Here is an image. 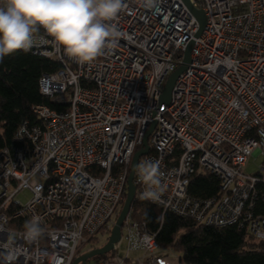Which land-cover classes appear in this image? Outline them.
I'll list each match as a JSON object with an SVG mask.
<instances>
[{"label":"built area","instance_id":"obj_1","mask_svg":"<svg viewBox=\"0 0 264 264\" xmlns=\"http://www.w3.org/2000/svg\"><path fill=\"white\" fill-rule=\"evenodd\" d=\"M190 2L207 18L199 36L184 0H123L111 23L126 36L91 62L74 59L40 28L43 41L29 52L60 63L40 77V90L64 109L34 106L16 144L0 150V253L14 238V264H73L97 248L83 251L100 232L109 239L134 154L153 125L136 195L151 183L142 166L155 164L162 191L146 200L205 224L244 222L264 239V207L255 211L264 202V163L256 173L244 170L255 150L264 155V0ZM192 40L191 63L164 103L165 84ZM207 172L219 178V194L193 197V175ZM23 191L31 194L25 203L17 198ZM34 216L43 231L29 242L24 224ZM159 248L130 210L114 254L89 264H163Z\"/></svg>","mask_w":264,"mask_h":264},{"label":"trees","instance_id":"obj_2","mask_svg":"<svg viewBox=\"0 0 264 264\" xmlns=\"http://www.w3.org/2000/svg\"><path fill=\"white\" fill-rule=\"evenodd\" d=\"M59 67L60 63L52 58L23 50L0 60V150L16 144L15 132L23 119L35 118L34 106L47 104L64 109V105L45 96L39 86L44 73ZM219 192L220 180L215 174L193 175L189 185L193 197L209 198ZM257 204L256 212L259 205L264 207L260 200ZM131 211L135 220L146 222L155 233L160 248L171 247L179 252L180 264H264V239L252 235L244 222L224 226L205 224L137 195ZM113 254L112 251L93 259Z\"/></svg>","mask_w":264,"mask_h":264},{"label":"clouds","instance_id":"obj_3","mask_svg":"<svg viewBox=\"0 0 264 264\" xmlns=\"http://www.w3.org/2000/svg\"><path fill=\"white\" fill-rule=\"evenodd\" d=\"M154 0H147L151 5ZM123 0H7L0 7V60L17 51L31 50L38 40L42 27L64 51L81 63L91 62L102 55L106 48H114L126 33L111 21L122 11ZM146 182L150 187L142 198H159V175L155 164L142 166ZM154 186V187H153ZM42 229L39 217L24 224L23 237L27 241L37 240ZM10 238L0 253L5 264H14L20 250Z\"/></svg>","mask_w":264,"mask_h":264},{"label":"water","instance_id":"obj_4","mask_svg":"<svg viewBox=\"0 0 264 264\" xmlns=\"http://www.w3.org/2000/svg\"><path fill=\"white\" fill-rule=\"evenodd\" d=\"M184 1L186 2L189 9L195 15V17L197 18V20L200 24V28L196 34L197 36H199L202 34L204 28L206 27L207 18H206L205 12L202 9L196 8L190 2V0H184ZM193 46H194V40L190 41V43L186 47L183 63L169 76V78L165 84L163 94H162V101L164 103L169 104L171 102L172 90H173V87L175 85L176 80L179 78L181 73L187 69L188 64L191 63V51L193 49ZM153 127H154V125L148 130V132L144 138L143 147L140 148L139 150H137L134 154V157H133V160H132V163L130 166V173L128 176V188H127L125 201H124L122 209H121V211L117 217V220L115 222V225L112 229V232H111V235H110L108 241L103 246L91 249V250L85 252L84 254L78 256L74 260L73 264H87L88 259L94 258L96 256L106 255L107 253L112 251L115 244L121 240V227H122L127 215L129 214V212L132 208L133 201L136 197L137 189H136V185L134 183L136 168H137L138 162L140 160V157L149 151L148 137H149Z\"/></svg>","mask_w":264,"mask_h":264},{"label":"rangeland","instance_id":"obj_5","mask_svg":"<svg viewBox=\"0 0 264 264\" xmlns=\"http://www.w3.org/2000/svg\"><path fill=\"white\" fill-rule=\"evenodd\" d=\"M264 163V155L261 154L258 150H255L248 158L246 165L244 166V170L248 173H256L261 170V166ZM29 191H23L18 194L17 198H19L23 203L27 202L30 197ZM108 241V235L100 232L98 234V238L95 242L89 243L83 249V251L88 250L90 248L99 247L105 244ZM120 253H125V248L120 250ZM160 256H165L162 260L163 264H180L179 263V252L176 251L174 248L167 247V248H159ZM94 259H90V263Z\"/></svg>","mask_w":264,"mask_h":264},{"label":"flooded vegetation","instance_id":"obj_6","mask_svg":"<svg viewBox=\"0 0 264 264\" xmlns=\"http://www.w3.org/2000/svg\"><path fill=\"white\" fill-rule=\"evenodd\" d=\"M103 245H104V244H103ZM103 245H101V246H103ZM101 246H99V247H101ZM89 263H90V259L87 260V264H89Z\"/></svg>","mask_w":264,"mask_h":264},{"label":"bare ground","instance_id":"obj_7","mask_svg":"<svg viewBox=\"0 0 264 264\" xmlns=\"http://www.w3.org/2000/svg\"><path fill=\"white\" fill-rule=\"evenodd\" d=\"M199 9V8H198ZM205 29V28H204ZM185 55V54H184ZM183 63V62H182ZM17 222H19V221H16V224H17Z\"/></svg>","mask_w":264,"mask_h":264}]
</instances>
